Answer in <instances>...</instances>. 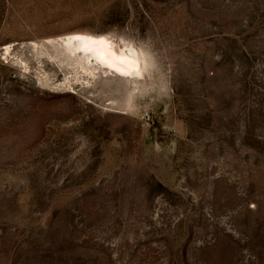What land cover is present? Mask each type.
<instances>
[{
  "label": "rangeland",
  "instance_id": "374dc122",
  "mask_svg": "<svg viewBox=\"0 0 264 264\" xmlns=\"http://www.w3.org/2000/svg\"><path fill=\"white\" fill-rule=\"evenodd\" d=\"M0 264H264V0H0Z\"/></svg>",
  "mask_w": 264,
  "mask_h": 264
},
{
  "label": "bare ground",
  "instance_id": "6f19581e",
  "mask_svg": "<svg viewBox=\"0 0 264 264\" xmlns=\"http://www.w3.org/2000/svg\"><path fill=\"white\" fill-rule=\"evenodd\" d=\"M48 42L56 46L67 59L78 63L85 70L89 69L88 74L95 80L114 75L139 82L153 66L149 52L137 48L133 43L122 45L105 33L74 31L50 38ZM5 48L9 52L10 44H6Z\"/></svg>",
  "mask_w": 264,
  "mask_h": 264
}]
</instances>
